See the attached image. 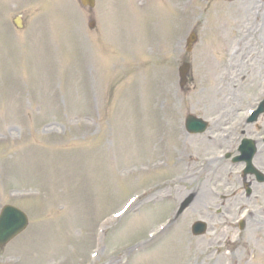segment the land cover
<instances>
[{"label": "rangeland", "instance_id": "374dc122", "mask_svg": "<svg viewBox=\"0 0 264 264\" xmlns=\"http://www.w3.org/2000/svg\"><path fill=\"white\" fill-rule=\"evenodd\" d=\"M258 7L255 0H96L89 13L78 0H0V210L13 203L30 217L0 249V264H264V237L234 223L244 215L264 221V190L251 204L223 205L216 194H228L229 183L238 189L241 167L206 160L223 150L207 140L221 125L195 136L182 129L188 113L244 120L243 106L260 99ZM18 14L21 31L12 25ZM193 30L198 40L186 53ZM241 36L245 49L226 71ZM183 55L192 65L184 90ZM241 127L238 138L264 135V113ZM203 184L209 194L199 206ZM147 189L122 217H109ZM188 199L175 226L149 239ZM196 220L208 223L205 236L191 234ZM210 245L216 250L205 252Z\"/></svg>", "mask_w": 264, "mask_h": 264}, {"label": "water", "instance_id": "95a60500", "mask_svg": "<svg viewBox=\"0 0 264 264\" xmlns=\"http://www.w3.org/2000/svg\"><path fill=\"white\" fill-rule=\"evenodd\" d=\"M84 3L94 4V0H83ZM195 40V35L189 41V48L192 41ZM182 73L185 74L187 71V66L182 69ZM192 123V124H191ZM191 125H195L194 128H199L203 123L199 119H195L190 122ZM203 129L202 127L200 128ZM28 223L26 215L19 209L13 206H6L0 216V244H5L8 240L14 237L17 233L22 231ZM196 233H202L204 231L203 223H196L194 226Z\"/></svg>", "mask_w": 264, "mask_h": 264}, {"label": "bare ground", "instance_id": "6f19581e", "mask_svg": "<svg viewBox=\"0 0 264 264\" xmlns=\"http://www.w3.org/2000/svg\"><path fill=\"white\" fill-rule=\"evenodd\" d=\"M262 8H263V10H264V1H263V3H262ZM262 14V13H261ZM260 14V15H261ZM261 17H262V15H261ZM241 22V21H240ZM264 34V32L262 31V33H261V35H263ZM260 35V36H261ZM244 39V38H243ZM257 39V38H256ZM255 39V40H256ZM244 41H246V38H245V40ZM233 43V42H232ZM245 42L243 43V47L239 50V52L235 55V57L237 58L239 55H241L242 54V52L244 51V49H245ZM257 55H258V53H257ZM260 68L262 67L261 65L259 66ZM234 68V67H233ZM259 84H261V82H259ZM243 93H246L245 91H241L240 92V95L241 94H243ZM227 115H226V117H224V114L221 116V117H219L216 121H215V123H222V122H224V121H226L227 119ZM221 128L223 129V131H222V133L221 134H224V133H227L228 132V125L227 124H225V123H223V124H221ZM220 137H221V135H220ZM186 143H188L187 141H186ZM205 147H207V146H209L208 145V143H204L203 144ZM257 160H259V162L262 164V165H264V156H262V157H259V158H257ZM219 162L218 161H212V164L213 165H217V166H219V164H218ZM183 176H185V174L183 175ZM180 180H185L184 179V177H182V178H180ZM205 185H207V186H205ZM206 187H209V184H203L201 187H199V193H197V199H198V201H196V203L199 205V206H202L203 205V202L205 201V198L207 197V195L209 194V192L207 191V188ZM202 204V205H201Z\"/></svg>", "mask_w": 264, "mask_h": 264}, {"label": "flooded vegetation", "instance_id": "af4514ba", "mask_svg": "<svg viewBox=\"0 0 264 264\" xmlns=\"http://www.w3.org/2000/svg\"><path fill=\"white\" fill-rule=\"evenodd\" d=\"M253 185V184H252ZM254 190H252L251 194H244L243 192L240 193L239 199L240 200H247L248 202H252L253 198L256 197V194L259 192H262V187L259 185H253ZM257 223H251V227L254 229V231H261L263 227Z\"/></svg>", "mask_w": 264, "mask_h": 264}]
</instances>
